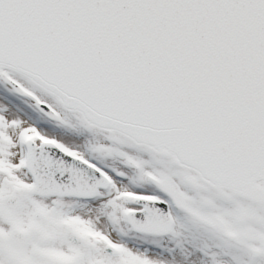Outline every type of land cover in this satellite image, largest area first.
<instances>
[{
	"label": "snow or ice",
	"instance_id": "1",
	"mask_svg": "<svg viewBox=\"0 0 264 264\" xmlns=\"http://www.w3.org/2000/svg\"><path fill=\"white\" fill-rule=\"evenodd\" d=\"M0 264H264V0H0Z\"/></svg>",
	"mask_w": 264,
	"mask_h": 264
},
{
	"label": "rangeland",
	"instance_id": "2",
	"mask_svg": "<svg viewBox=\"0 0 264 264\" xmlns=\"http://www.w3.org/2000/svg\"><path fill=\"white\" fill-rule=\"evenodd\" d=\"M55 131H57V132H60V130L59 129H54Z\"/></svg>",
	"mask_w": 264,
	"mask_h": 264
}]
</instances>
